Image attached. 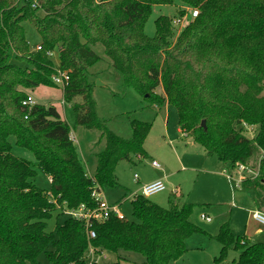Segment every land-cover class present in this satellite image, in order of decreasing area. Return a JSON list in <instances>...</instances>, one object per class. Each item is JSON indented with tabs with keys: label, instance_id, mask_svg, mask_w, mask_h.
I'll list each match as a JSON object with an SVG mask.
<instances>
[{
	"label": "trees",
	"instance_id": "obj_1",
	"mask_svg": "<svg viewBox=\"0 0 264 264\" xmlns=\"http://www.w3.org/2000/svg\"><path fill=\"white\" fill-rule=\"evenodd\" d=\"M176 4L198 10V17L173 42V19L162 16L156 36L149 38L145 25L154 8ZM25 22L40 36V51L31 50ZM97 44L104 46L125 91L152 106L174 107L181 131L226 169L264 154V0H0V264H40L43 253L50 264H88L91 247L135 253L145 258L143 264H172L188 253L187 243L195 235L222 245L216 263L235 250L240 252L236 264H264L263 243L237 237L229 222L217 236L206 234L191 220L195 205L174 197L169 208L137 197L132 203L136 221L112 216L94 225L92 240L85 224L74 219L55 233L48 231L53 213L60 210L49 192L62 207H95L96 184L116 187L120 162L148 156L152 124L134 120L126 140L97 116L91 81V69L101 61L93 50ZM56 49L59 68L70 76L65 101L82 99L74 104L75 124L99 131L106 140L93 177L57 109L23 107L27 91L58 88L53 82L57 67L47 55ZM13 58L26 66L13 64ZM160 87L164 95L156 93ZM244 125L257 129L253 140L243 134ZM14 145L36 161L16 157ZM260 163V176L241 185L255 194L259 211L264 157ZM37 170L53 179L50 189L35 184Z\"/></svg>",
	"mask_w": 264,
	"mask_h": 264
},
{
	"label": "rangeland",
	"instance_id": "obj_2",
	"mask_svg": "<svg viewBox=\"0 0 264 264\" xmlns=\"http://www.w3.org/2000/svg\"><path fill=\"white\" fill-rule=\"evenodd\" d=\"M184 8L185 6L181 4L156 6L145 25V34L149 38L156 36V21L162 16L170 17L173 20L186 18L187 22L183 25L179 27L173 25L175 31L173 42H176L182 31L190 24V9L185 8L187 10L183 12ZM23 26L25 27L26 38L31 50L36 51L35 49L41 41L40 36L36 32L35 27L29 22H25ZM93 50L101 58V61L91 69V81L95 84L93 96L97 105L98 118L106 122V126L110 131L126 140L132 137L131 123L134 120L152 124L153 128L149 135L148 147L146 148L148 152H151L152 157L157 160L160 166L164 170L166 169L168 174L172 175L166 181L168 186L167 192L158 194L149 200L158 205H163L164 208H169L167 203L168 196L172 192L177 191L175 187L178 186L185 195L184 203L189 202V204L195 205L191 219L192 222L199 229L205 231L206 234L217 236L220 226L223 223L230 222L232 231L237 237L247 239L250 244H264V226L256 223L253 219V213L257 210L255 194L252 191L242 190L241 188L233 190L225 176L226 174H224L222 166L219 164L221 162L216 157H212L214 158L212 160L214 166L204 167L202 155L205 153V150L201 146L196 147V149H199V152L195 157L194 163H183L179 159L181 152L178 149V145H180L179 142L185 145L184 142H189V140L179 137L178 141L170 143L168 139H163L164 136L170 138L176 134V128L179 125L177 110L170 106L171 113L167 120L164 112L157 114L156 110L151 107L152 105L146 103L141 96L132 90H124L122 79L113 68V63L106 55L104 46L97 44L93 47ZM53 52V61L58 65L60 62L59 50L56 49ZM11 62L22 67L26 66V64L19 62L15 58ZM98 82L102 85H98ZM60 88L42 87L41 90L32 93L31 97L36 105L54 106L60 111L63 121L71 128V132L78 134L79 142L75 146L78 149L86 172L93 174L97 166L95 153L104 150L106 140H103L100 146L95 145L96 137L98 141V136L101 133L75 124L74 104L65 102L63 90ZM156 93L164 95L162 87L158 88ZM76 102L81 103L82 99L79 98ZM165 126L168 128V133L166 134ZM256 133L257 129L249 126L245 127L243 131V134L251 140L255 138ZM191 140L190 142L192 143ZM158 144L160 146L156 148ZM13 154L18 158L30 162L36 161L32 153L16 145H14ZM154 154L157 156H154ZM141 157L132 155L131 161L120 162L116 170L117 186L114 188L104 187L106 201L110 205L118 206L120 213L129 221H136L133 216V200L131 195L133 193L140 194L141 187L143 186L136 184L134 178L136 176L140 178H153L158 171L152 165V159L148 160ZM260 162V157H257L246 165L251 171V177L260 176ZM195 166L198 168L193 170L191 167ZM183 167H185V171L182 170ZM204 168H207V171L201 175L200 171ZM37 171L38 175L34 181L35 184L41 189H50L49 180L39 170ZM218 173L224 175L228 190H225L224 186H222V179L214 175ZM260 193L262 196L259 199L262 207L260 212L264 213V191ZM202 214L211 217L213 219L212 222L207 223L203 221L201 219ZM70 219L63 211H55L52 219L48 222V231L55 233L59 226H64ZM260 230L262 232L257 234ZM187 246L188 253L172 264H236L240 256L239 251L231 250L225 262L216 263L215 260L220 257L222 245L206 235H195L188 241ZM52 249V246L49 247V251ZM95 261L97 264H112L118 261L122 262V264H143L145 258L141 255L125 251H121L118 254L106 251L102 255H97ZM38 262L40 264H50L46 253L40 255Z\"/></svg>",
	"mask_w": 264,
	"mask_h": 264
},
{
	"label": "built area",
	"instance_id": "obj_3",
	"mask_svg": "<svg viewBox=\"0 0 264 264\" xmlns=\"http://www.w3.org/2000/svg\"><path fill=\"white\" fill-rule=\"evenodd\" d=\"M34 8L37 7V5L35 4L33 6ZM187 10V9H185ZM199 15V11L198 10H190V23L191 21H193L194 19H196ZM185 22H187L186 18H178V19H174L173 20V25L175 27H179L181 25H183ZM42 49V46H38L36 48V51H40ZM48 57L50 59L53 60L54 58V52H48ZM57 67V73L56 75L53 77V82L55 83V85L57 87H61V88H65L69 81H70V76L68 72H64L62 71L58 65H56ZM36 104L34 103L32 97L30 96L27 100H25L23 102V107H29L32 108L34 107ZM244 127H247V125H244ZM183 137H187V133L183 132ZM72 140V138H71ZM74 141V140H72ZM264 157H261V161ZM153 166L155 168H159V163L158 162H153ZM226 177L228 179L229 184L231 185V187L235 190V189H240L241 185L243 184V182L247 179H256L258 178L256 177H251V171L250 169L246 166V165H237L236 168L234 170L231 169H227L225 171ZM136 180L139 179V177H135ZM49 183L50 185L53 184V179L49 178ZM167 191V186L163 181H157L151 184H147L144 185L141 189L140 194L135 195L134 199H136L137 197H143L145 199H150L158 194H161L163 192ZM177 194V193H176ZM49 198L51 199V201L53 203H55L57 205V208L60 209L61 211L64 212L65 215L69 216L71 219H74L76 221L79 222H83L85 224L86 230H87V234H88V238L89 239H95L96 238V233L93 230V227L95 224H102L107 222L112 216H116L118 219L125 221L126 217L124 215H122L119 211V207L118 206H113L110 205L106 199H105V195H104V188L101 187L99 184H96L94 189H93V194H92V198L96 203L95 207H88L86 205H82L81 207L77 208V209H69L66 205H64V207L59 206L57 204V199L54 197L52 192L48 193ZM201 219L207 223H211L212 222V218L202 214ZM253 219L256 221V223L264 226V213L260 212V211H255L253 213ZM262 231H258V233H260ZM106 253V251H99L96 250L94 248H90L86 257V261L88 264H97V262L95 261V257H97V255L99 254H104Z\"/></svg>",
	"mask_w": 264,
	"mask_h": 264
},
{
	"label": "crops",
	"instance_id": "obj_4",
	"mask_svg": "<svg viewBox=\"0 0 264 264\" xmlns=\"http://www.w3.org/2000/svg\"><path fill=\"white\" fill-rule=\"evenodd\" d=\"M41 42L42 41H40V43L37 45V47L38 46H40L41 45ZM36 47V48H37ZM36 50V49H35ZM34 51V50H33ZM59 65V64H58ZM42 89V87H40V88H38L37 90H34V91H27V93L31 96V94L32 93H34V92H36V91H39V90H41ZM57 89H59V87L57 88ZM60 89H62L63 90V96H64V89L63 88H60ZM31 92V93H30ZM79 99V98H78ZM77 99V100H78ZM76 100V101H77ZM76 101H74V102H72V104H75V103H78V102H76ZM66 102V101H65ZM67 103V102H66ZM46 107V106H45ZM50 107H54V106H50ZM152 108H154L156 111V113L158 114V113H162V112H164L165 113V115H166V120L168 119V116H170V113H171V109H170V105L169 104H166L164 107H162V108H160V107H158V106H156V105H154V106H151ZM54 108H56V107H54ZM57 109V108H56ZM57 111H58V113L60 114V116H61V119H62V114L60 113V111L57 109ZM178 114V113H177ZM178 116V115H177ZM178 118V117H177ZM62 121H63V119H62ZM177 121H178V119H177ZM64 122V121H63ZM166 123V122H165ZM178 124H179V121H178ZM166 133H168V128L165 126V134ZM151 134V133H150ZM183 132L181 131V129L179 128V125L177 126V128H176V134L174 135V136H172V137H170V138H167L166 136H164L163 137V139L164 140H166V139H168L169 141H170V143H173V141H178L179 140V137L181 138H183ZM70 138H72V140H74L73 141V143L75 144V145H77L78 144V139H79V137H78V134L76 133V132H71V135H70ZM184 138H186L187 140H189V142H184V144L185 145H183V143L181 144V142H179V144L180 145H178V149H179V151L181 152V155H180V160L183 162V163H188V164H192V163H194V160H195V157L197 156V153L199 152V149H196V147L197 146H199L198 144H196L194 141H193V139L191 138V137H189V135H187V137H184ZM148 139H149V137H148ZM148 139H147V141H146V147H148L147 145H148ZM171 139H174V140H171ZM190 139H192L191 141H192V143L190 142ZM103 140L104 139H102V135L100 134V136H98V141H97V137H96V143H95V145L97 144V145H101L102 144V142H103ZM192 144V145H191ZM158 146H160L159 144L157 145V147L156 148H158ZM185 146V147H184ZM145 147V148H146ZM205 150V149H204ZM146 151H147V154H148V156L147 157H141V158H145V159H148V160H150V159H152V165H153V162H157V160L156 159H154L152 156V154H151V152H148V149L146 148ZM94 152V151H93ZM102 152V151H101ZM101 152H98V153H95V156H96V158H97V156H98V154L99 153H101ZM160 152H162V151H160ZM176 152H177V150H176ZM162 153H164V152H162ZM206 154V155H205ZM154 156H157V155H155L154 154ZM202 157L204 158V167H210V166H214V164L212 163V160H214V158H212V157H209L208 155H207V152L205 151V153H203V155H202ZM201 157V158H202ZM190 161V162H189ZM192 162V163H191ZM220 164V166H222V168H223V170H224V174H225V171L227 170L226 169V167L224 166V164L222 163H219ZM159 166H160V164H159ZM97 167V166H96ZM193 170L194 169H197L198 167H191ZM207 168H204L203 170H201L200 172H201V175L203 174V173H206V170ZM156 170H158L157 172H156V176L155 177H153V178H147V177H143V178H140L139 177V179L138 180H136L135 178H134V180H135V182H136V184H138L139 186L140 185H147V184H151V183H154V182H157V181H163L165 184H166V181H167V179H170L171 177H172V175H170V174H168V171L165 169H163L161 166L159 167V168H156ZM182 170L183 171H185L186 169H185V167H183L182 168ZM95 171H96V169H95ZM95 171L93 172V174H88V172H87V174H88V176H90V177H93L94 176V174H95ZM197 171H199V170H197ZM215 176H217V177H220L221 179H222V186H224V189L225 190H228L227 189V185H226V183H225V177H224V175L223 174H221V173H218V174H214ZM226 176V175H225ZM49 180V179H48ZM118 183V182H117ZM142 186V187H143ZM166 186H167V184H166ZM231 186V185H230ZM142 187H141V189H142ZM168 187V186H167ZM173 188H174V186H172ZM176 188V190L177 191H174V192H172L169 196H168V200H167V203H168V206H169V201L171 200V199H173V197L174 198H176L177 200H180V201H182L183 203H184V201H185V195H184V193L182 192V190H180V188H178V186H176L175 187ZM234 190V189H233ZM236 190V189H235ZM165 192H167V191H165ZM177 193V194H176ZM137 194H139V193H133L132 195H131V197H132V200H134V197H135V195H137ZM126 197H127V195H126ZM125 196H124V198H126ZM187 203V202H186ZM156 204V203H155ZM188 204H189V202H188ZM158 205V204H157ZM114 206V205H113ZM159 206H161V205H159ZM257 206V205H256ZM162 207H163V205H162ZM256 211H259L258 210V208H257V210ZM127 219V218H126ZM213 220V219H212ZM227 223V222H226ZM230 223V222H229ZM223 224H225V223H223ZM222 224V225H223ZM221 225V226H222ZM221 226H220V228H221ZM220 228H219V230H220ZM260 231H262V230H260Z\"/></svg>",
	"mask_w": 264,
	"mask_h": 264
},
{
	"label": "water",
	"instance_id": "obj_5",
	"mask_svg": "<svg viewBox=\"0 0 264 264\" xmlns=\"http://www.w3.org/2000/svg\"><path fill=\"white\" fill-rule=\"evenodd\" d=\"M98 85H102L100 82L97 83ZM202 126L206 129V122L203 121Z\"/></svg>",
	"mask_w": 264,
	"mask_h": 264
}]
</instances>
